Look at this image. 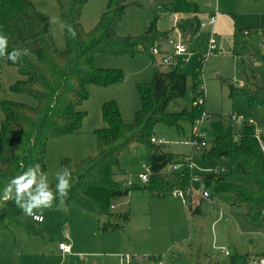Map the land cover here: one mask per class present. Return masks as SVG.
<instances>
[{"label":"rangeland","instance_id":"374dc122","mask_svg":"<svg viewBox=\"0 0 264 264\" xmlns=\"http://www.w3.org/2000/svg\"><path fill=\"white\" fill-rule=\"evenodd\" d=\"M37 9L61 20V14L56 0H31ZM109 0H89L83 8L81 22L86 31H90L99 22L105 12ZM173 0H128L132 5L128 8L120 23V34L141 35L150 23L160 16L158 28L162 31L171 29L172 37L179 35L185 39L192 50L207 51V41L210 28H200L194 35L183 33L177 26L186 23L194 17L193 14L179 15L170 13L167 6ZM196 3L202 12L201 20L206 21L207 15L218 12L214 27V38L217 49L204 59L202 72L205 93L194 97L192 86L196 73L189 66L187 93L185 97L172 102L169 112H181L192 108L193 104L203 106L210 115L201 129L211 139L210 122L213 115H234V132L238 136L245 123H252L254 128L264 134V107L250 105L244 98H232L230 84L240 86L243 82L248 87V77L255 79L259 85H264V61L255 57L256 50L264 53L260 31H264V0H189ZM140 4V6L135 5ZM53 38L59 50L66 47L64 30L61 23H50ZM99 68L120 69L124 73L121 83L107 87L90 85L89 98L81 110L87 113L79 133L56 137L49 141L46 154V174L50 184L56 183L55 173L61 170V162L69 158L74 164L81 163L86 157L97 151V136L95 130L105 126L102 118V105L114 100L117 102L123 121L130 124L134 121L136 112L141 107L138 85L150 84L156 69L166 70L168 66L154 60L150 55L138 54L131 56H112L97 54L94 58ZM2 89L0 104L10 100L28 105H35L33 98L15 93L11 85L21 79L18 70L0 59ZM4 115L0 108V162L6 163L3 149H14L17 139L13 135L1 131V121ZM196 123H183L179 130L175 126L157 124L153 129V138L161 140L167 152L188 158L192 164L190 183L185 188L187 208L183 200L172 191L158 194L142 182L139 174L148 165L151 151L142 144L134 143L121 156L122 166L115 168L114 180L124 186H134L130 194L117 198L113 205L117 206L114 215L100 218L98 227L84 228L80 220L72 217V209L66 207L51 208L42 211L44 221L35 223L43 236L28 235L19 227L0 230V264H125L123 258L127 255L139 260H159L161 264H230L235 254H249L252 261L264 255V221H253L244 214L243 207L232 205L234 196L229 192H216L211 183L205 184V190L211 198L204 199L195 193L192 185V175L200 174L202 169L214 171L211 174L220 175L228 165L226 159H210L204 156V150L192 148L185 142L191 139ZM175 162L174 164H177ZM175 173L163 172L167 178ZM228 182L254 188L247 177L238 169H233L226 177ZM193 186L198 185L193 182ZM201 204V213L193 215L189 210L190 200ZM117 212V213H115ZM127 214V221L120 215ZM119 222L120 229L104 230L101 223ZM72 225V237L76 248L74 256L64 255L59 250V243L66 241L69 225ZM84 228V229H82ZM225 250L229 255L225 254ZM72 253V252H71Z\"/></svg>","mask_w":264,"mask_h":264},{"label":"trees","instance_id":"16d2710c","mask_svg":"<svg viewBox=\"0 0 264 264\" xmlns=\"http://www.w3.org/2000/svg\"><path fill=\"white\" fill-rule=\"evenodd\" d=\"M89 0H56L59 7L66 47L59 50L51 31L49 17L39 11L31 0H0V31L9 37L8 52L14 48L27 50L17 64L1 59L18 70L21 79L11 85L10 90L33 98L35 105L3 100L0 104L4 115L1 131L17 139L14 149H3L7 162H0V190L7 180L20 175L28 166L39 163L46 173L47 146L51 139L79 133L87 113L81 110L82 104L89 98V86L107 87L121 83L124 73L120 69L99 68L94 58L97 54L112 56L150 55L160 42L172 37L170 30L158 28L160 16L150 23L141 35L120 34V23L128 8V0H109L99 22L90 31L82 25L81 17L84 5ZM140 6V4H135ZM167 9L173 14H193L188 22L177 26L183 33L194 35L199 30L200 13L196 3L189 0H173ZM67 26L75 29V38L69 36ZM264 44V31H260ZM255 57L264 61V53L256 50ZM204 61L196 58L192 73H196L192 86L193 96L202 97L199 90L198 73ZM189 73L185 67L171 65L166 70L156 69L150 84L138 85L141 107L134 121L126 124L116 101H107L102 105V118L105 126L95 130L97 151L86 157L81 163L74 164L69 158L61 162V169L67 167L72 172V187L62 206L58 201L51 208L75 206L99 219L114 215V200L123 198L135 189L124 186L113 179L115 168H120L123 152L134 143L150 149L149 165L151 176L148 188L158 194L175 191L180 184L186 187L190 183L189 163L178 155L167 152L161 144L151 141L153 129L163 123L175 126L179 130L183 123L192 127L205 112L203 106L193 104L189 110L169 112V105L187 93ZM246 88L230 84L231 97L244 98L250 105L264 107V85L248 77ZM2 89L0 70V91ZM210 122L211 139L204 150V156L210 159H226L228 165L220 175L211 174L204 180L207 187L211 183L216 192H229L234 196L232 205L243 207L244 214L253 221H264V134L256 136L253 124L245 123L240 135L234 132V115L217 114ZM178 162L182 170L176 176L167 178L165 168ZM233 169L240 170L253 185L228 182L226 177ZM55 184H51L53 189ZM193 215L201 213V204L194 199L188 205ZM47 208V209H51ZM47 209H43L47 210ZM127 214L120 218L127 221ZM19 227L28 235L43 236L32 217L23 215L12 201H0V230ZM119 222L101 223V228L120 229ZM230 264H250L249 254H235Z\"/></svg>","mask_w":264,"mask_h":264},{"label":"built area","instance_id":"2783aa9c","mask_svg":"<svg viewBox=\"0 0 264 264\" xmlns=\"http://www.w3.org/2000/svg\"><path fill=\"white\" fill-rule=\"evenodd\" d=\"M218 17V12L208 15L206 21H200L199 22V29L200 28H207L210 27L211 33L207 41V51L206 53H202L197 50H192L190 49L188 42L182 38L181 35L175 38H170L169 40L160 42L157 44L153 49H152V54L156 59H159V62H161L163 65L166 66H171V65H176L179 67H193L194 61L196 58H200L204 61L206 60V57L213 54L214 51L217 49V42L216 39L214 38V27L217 21ZM164 45H167L169 48L165 49ZM264 50V46H263ZM203 68L200 70L202 72ZM199 90L204 92L205 91V81L203 76L200 77L199 81ZM205 93V92H204ZM201 103H204V101L201 99ZM210 115L206 112L202 115L200 119L196 121V129L192 133L191 139L186 141V144H189L192 146V148H196L198 150H205L208 145H209V139L207 135L203 132L201 129L202 124L208 120ZM256 136L260 137L262 133L258 130H256ZM151 141L153 143H161V140L157 138H152ZM185 162L189 163L190 169H192V164L190 163L189 159L186 157L184 158ZM182 164H170L168 165L166 169H168V172L170 173H175L177 170L181 167ZM143 168L145 169L144 172L140 173L138 176L142 182L147 183L150 179L151 176V167L150 165H144ZM165 170L163 172H165ZM211 169L204 168L202 169L200 174L197 175H192V185L191 187L195 191L196 194L201 196L204 199H209L211 198V194L208 190H205V182L204 180L208 175H211L213 173ZM193 182L196 183L198 186L194 187ZM174 195L181 198L185 203H187V198L186 194L182 190H175L173 191ZM39 215V214H38ZM32 219L35 222H42L43 217L41 218H35L32 217ZM63 246V247H62ZM59 249L62 250L65 254H70L72 252V247L71 245L62 242L59 244ZM225 254L229 255V252L225 250ZM123 261L125 264H161L159 260H154V262H151L150 260H139L138 258H133L129 255L125 256L123 258ZM261 261H264V255L254 259L251 264H261Z\"/></svg>","mask_w":264,"mask_h":264},{"label":"clouds","instance_id":"9594fccd","mask_svg":"<svg viewBox=\"0 0 264 264\" xmlns=\"http://www.w3.org/2000/svg\"><path fill=\"white\" fill-rule=\"evenodd\" d=\"M50 23H61L57 17L50 18ZM70 37L75 38L77 33L74 28L67 26ZM9 37L0 31V59H7L13 64L20 61L22 55H29L25 49H13L8 52ZM178 167H182L178 166ZM55 188L50 184L48 175L42 171L39 163L28 166L20 175L13 176L6 181L5 186L0 190V201H12L23 215L28 217L41 218L43 209L51 208L53 203L58 201L57 206L64 204L65 198L72 187V172L69 168L63 167L55 173ZM63 247V246H62ZM264 264V261H261Z\"/></svg>","mask_w":264,"mask_h":264},{"label":"crops","instance_id":"0c3cea01","mask_svg":"<svg viewBox=\"0 0 264 264\" xmlns=\"http://www.w3.org/2000/svg\"><path fill=\"white\" fill-rule=\"evenodd\" d=\"M216 13V12H215ZM179 15H184V14H181V13H179V14H175V17H176V22H177V19L179 18V17H181V16H179ZM185 15H187V14H185ZM189 15V14H188ZM219 15V14H218ZM201 16H202V12L200 11V13L197 15V17H198V19H199V21H201ZM208 16V15H207ZM210 28V27H209ZM211 29L212 28H210V33H211ZM189 43V42H188ZM164 48L165 49H168L169 47L167 46V45H164ZM240 86H242V87H244L245 86V84H243V82H240ZM258 130V129H257ZM258 131H260L262 134H263V132L261 131V130H258ZM120 182V181H119ZM184 202V201H183ZM184 204L186 205V208H187V203H185L184 202ZM66 208H69V209H72V211H74V212H72V217H76V218H78V220H80V223H81V226L82 227H84V228H88V229H92V228H94V227H98L99 228V225H100V223H99V221H100V219L97 217V216H95V215H93V214H91V213H89V212H87V211H85V210H83V209H81V208H79V207H75V206H68V207H66ZM113 209H114V211L117 209V206L116 205H113ZM115 213H117V212H115ZM39 215H40V213H38ZM43 221H44V219H43ZM42 221V222H43ZM36 223V222H35ZM37 223H41V222H37ZM69 233L67 234V237H66V241H64L65 243H67V244H69V245H71V247H72V250H74V248H76V242L74 241V239H73V235H72V225L70 224L69 225ZM84 228H82V229H84ZM60 243H62V242H60ZM59 243V244H60ZM60 250V249H59ZM64 255H71L72 254V256H74L76 253H74L73 251H72V253H70V254H65L62 250H60Z\"/></svg>","mask_w":264,"mask_h":264}]
</instances>
